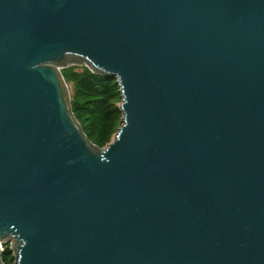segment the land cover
<instances>
[{
  "label": "water",
  "instance_id": "95a60500",
  "mask_svg": "<svg viewBox=\"0 0 264 264\" xmlns=\"http://www.w3.org/2000/svg\"><path fill=\"white\" fill-rule=\"evenodd\" d=\"M79 64L119 86L103 148ZM0 242L13 264H264V0H0Z\"/></svg>",
  "mask_w": 264,
  "mask_h": 264
},
{
  "label": "trees",
  "instance_id": "16d2710c",
  "mask_svg": "<svg viewBox=\"0 0 264 264\" xmlns=\"http://www.w3.org/2000/svg\"><path fill=\"white\" fill-rule=\"evenodd\" d=\"M61 74L68 87L73 116L85 136L96 147H105L121 125L116 78L93 73L83 64L68 66ZM0 257L3 264H13L9 243L4 244Z\"/></svg>",
  "mask_w": 264,
  "mask_h": 264
},
{
  "label": "rangeland",
  "instance_id": "374dc122",
  "mask_svg": "<svg viewBox=\"0 0 264 264\" xmlns=\"http://www.w3.org/2000/svg\"><path fill=\"white\" fill-rule=\"evenodd\" d=\"M4 244H6L5 242H0V246H1V249L3 250V248H4ZM9 245L11 246V248H12V245H11V243H9Z\"/></svg>",
  "mask_w": 264,
  "mask_h": 264
}]
</instances>
